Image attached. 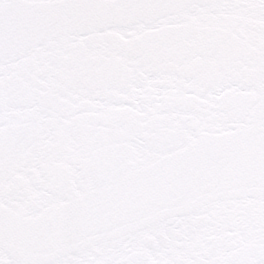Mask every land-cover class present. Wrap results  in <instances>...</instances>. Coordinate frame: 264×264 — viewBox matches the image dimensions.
Wrapping results in <instances>:
<instances>
[{"label": "snow or ice", "instance_id": "1", "mask_svg": "<svg viewBox=\"0 0 264 264\" xmlns=\"http://www.w3.org/2000/svg\"><path fill=\"white\" fill-rule=\"evenodd\" d=\"M0 264H264V0H0Z\"/></svg>", "mask_w": 264, "mask_h": 264}]
</instances>
